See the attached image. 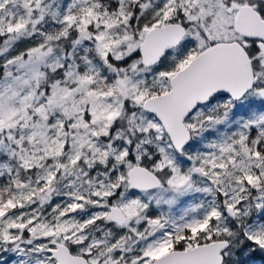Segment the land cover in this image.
Segmentation results:
<instances>
[{"label":"snow or ice","instance_id":"1","mask_svg":"<svg viewBox=\"0 0 264 264\" xmlns=\"http://www.w3.org/2000/svg\"><path fill=\"white\" fill-rule=\"evenodd\" d=\"M0 264H264V0H0Z\"/></svg>","mask_w":264,"mask_h":264}]
</instances>
